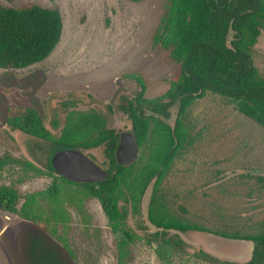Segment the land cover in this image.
Wrapping results in <instances>:
<instances>
[{"label": "rangeland", "instance_id": "1", "mask_svg": "<svg viewBox=\"0 0 264 264\" xmlns=\"http://www.w3.org/2000/svg\"><path fill=\"white\" fill-rule=\"evenodd\" d=\"M1 1L8 6L35 2L57 7L64 28L44 61L0 69V161L26 159L46 169L51 156L49 142L10 129L6 110L12 104L37 108L55 136L61 134L70 110L91 108L121 133L132 128L119 108L121 95L134 96L142 82L146 96L156 97L179 77V65L153 41L167 0ZM253 60L264 77V29L253 47ZM178 111L179 104L173 105L165 121L174 125ZM185 123L189 140L155 194L173 216L202 230L167 231L182 240L178 246L153 240L160 229L147 217L150 185L139 210L129 208L127 228L135 240L127 264H215L203 253L245 264L253 242L233 235L264 229V127L213 92L193 102ZM86 153L107 169L103 147ZM52 180L49 175L28 178L20 164L0 163V185L17 183L23 197L47 188ZM86 208L93 219L87 232L78 228L77 260L34 223L0 210V264H118L121 233L112 232L98 200H88Z\"/></svg>", "mask_w": 264, "mask_h": 264}, {"label": "trees", "instance_id": "2", "mask_svg": "<svg viewBox=\"0 0 264 264\" xmlns=\"http://www.w3.org/2000/svg\"><path fill=\"white\" fill-rule=\"evenodd\" d=\"M63 28L57 7L35 2L8 6L0 0V69H23L44 61L60 42ZM262 29L264 0L166 1L153 41L179 65L180 74L159 96L147 97V87L139 79L140 91L131 97L120 96L119 108L128 115L130 131L142 149L137 161L130 165L117 163L115 151L120 133L110 128L106 117L94 108L70 110L61 134L55 136L45 126L37 108L8 106L6 121L12 131L47 141L52 149L46 169L15 158H3L1 166L9 162L20 164L28 178L49 175L53 180L47 188L24 197L17 183L1 184L0 210L34 223L77 260L76 234L78 228L90 230L93 217L86 202L96 199L112 232L121 233L117 241L118 264H127L129 246L135 240V234L127 228L129 208L138 211L147 189L153 185L147 217L160 230L151 237L181 245L179 236H168L167 231L202 229L173 216L155 193L189 140L185 118L197 98L207 92L226 97L244 115L264 127V77L253 60V47ZM175 104H179V111L174 125H170L165 118L170 116V108ZM99 147H103L108 161L109 175L104 181L68 180L58 175L51 163L58 149L78 148L86 152ZM21 198L24 201L19 206ZM233 236L253 242L251 257L245 264H264V229ZM203 256L215 264H238L205 253Z\"/></svg>", "mask_w": 264, "mask_h": 264}, {"label": "water", "instance_id": "3", "mask_svg": "<svg viewBox=\"0 0 264 264\" xmlns=\"http://www.w3.org/2000/svg\"><path fill=\"white\" fill-rule=\"evenodd\" d=\"M140 145L132 131L119 134V143L115 151L116 161L120 165H130L137 161ZM51 163L56 173L64 178L79 182L93 183L107 179L109 172L96 163L89 155L78 148L58 149Z\"/></svg>", "mask_w": 264, "mask_h": 264}]
</instances>
